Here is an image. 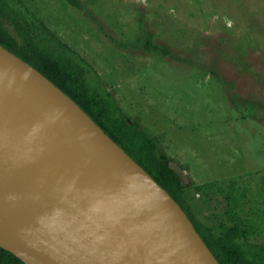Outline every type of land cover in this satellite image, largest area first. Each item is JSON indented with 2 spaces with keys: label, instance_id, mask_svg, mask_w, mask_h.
Instances as JSON below:
<instances>
[{
  "label": "rangeland",
  "instance_id": "rangeland-1",
  "mask_svg": "<svg viewBox=\"0 0 264 264\" xmlns=\"http://www.w3.org/2000/svg\"><path fill=\"white\" fill-rule=\"evenodd\" d=\"M21 1L157 139L196 218L236 216L264 253V0Z\"/></svg>",
  "mask_w": 264,
  "mask_h": 264
},
{
  "label": "water",
  "instance_id": "water-1",
  "mask_svg": "<svg viewBox=\"0 0 264 264\" xmlns=\"http://www.w3.org/2000/svg\"><path fill=\"white\" fill-rule=\"evenodd\" d=\"M0 247L24 264H220L178 202L1 44Z\"/></svg>",
  "mask_w": 264,
  "mask_h": 264
},
{
  "label": "trees",
  "instance_id": "trees-1",
  "mask_svg": "<svg viewBox=\"0 0 264 264\" xmlns=\"http://www.w3.org/2000/svg\"><path fill=\"white\" fill-rule=\"evenodd\" d=\"M64 1L83 9L80 0ZM0 44L51 80L140 164L182 207L220 264H264L262 249L247 241L249 227H242L236 216L231 217L232 226L220 225L218 234L196 218L186 198L187 186L170 166L168 156L158 149L157 139L139 122L126 118L117 100L95 77L92 66L29 13L23 1L0 0ZM145 47L158 50L149 40ZM202 186L196 190L202 191ZM0 264L24 263L0 247Z\"/></svg>",
  "mask_w": 264,
  "mask_h": 264
}]
</instances>
